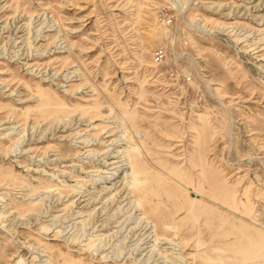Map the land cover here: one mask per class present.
<instances>
[{"label":"rangeland","instance_id":"obj_1","mask_svg":"<svg viewBox=\"0 0 264 264\" xmlns=\"http://www.w3.org/2000/svg\"><path fill=\"white\" fill-rule=\"evenodd\" d=\"M0 264H264V0H0Z\"/></svg>","mask_w":264,"mask_h":264}]
</instances>
